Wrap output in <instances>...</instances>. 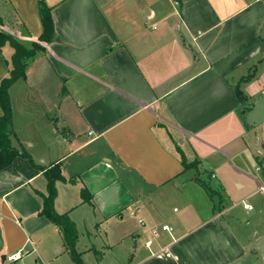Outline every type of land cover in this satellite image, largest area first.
Segmentation results:
<instances>
[{
	"label": "crops",
	"instance_id": "crops-1",
	"mask_svg": "<svg viewBox=\"0 0 264 264\" xmlns=\"http://www.w3.org/2000/svg\"><path fill=\"white\" fill-rule=\"evenodd\" d=\"M38 1L0 0V28L38 40ZM45 1L58 39L10 87L12 141L61 164L85 264H264V0ZM47 183L26 157L0 170V264H76Z\"/></svg>",
	"mask_w": 264,
	"mask_h": 264
},
{
	"label": "trees",
	"instance_id": "trees-1",
	"mask_svg": "<svg viewBox=\"0 0 264 264\" xmlns=\"http://www.w3.org/2000/svg\"><path fill=\"white\" fill-rule=\"evenodd\" d=\"M38 10L42 23V33L38 40L32 41L29 45L16 38L13 34L6 32L3 28H0V48L4 47L6 44H10L14 49L11 57L9 73L0 80V106L2 108V113H0V170L10 166L17 158L26 157L32 165L44 172L48 180L47 193L40 194L43 202L39 214L48 217L62 230L64 240L74 262L76 264H85L81 253L76 248L79 233L75 222L67 213H59L54 206L58 192L56 183L58 180L65 179L62 174L61 164L57 162L50 167L37 164L26 150L19 149L12 141L14 129L12 127L13 110L10 97V87L18 79L26 77L29 62L39 53L46 50L45 44L58 39L52 7L49 6L45 0H39ZM0 21H2L1 16ZM251 76L252 74H249L244 79H249ZM236 92L240 100L243 101L244 95L239 85L236 86ZM182 158L185 168L197 165L196 161L187 163L183 154ZM206 188L209 192H213L209 186H206ZM82 196L87 201L91 200V195L85 188L82 189Z\"/></svg>",
	"mask_w": 264,
	"mask_h": 264
},
{
	"label": "built area",
	"instance_id": "built-area-1",
	"mask_svg": "<svg viewBox=\"0 0 264 264\" xmlns=\"http://www.w3.org/2000/svg\"><path fill=\"white\" fill-rule=\"evenodd\" d=\"M212 177H215V175L213 174ZM248 207H250V206H248ZM142 222H143V220H142ZM164 228L167 229V230H172V227L167 225V224L164 225ZM24 256H25V251L23 249H21V250H18L16 252H14V253L6 255L5 256V261L6 262H14V261L20 260V261H22V264H25L24 261H23L24 260Z\"/></svg>",
	"mask_w": 264,
	"mask_h": 264
},
{
	"label": "rangeland",
	"instance_id": "rangeland-1",
	"mask_svg": "<svg viewBox=\"0 0 264 264\" xmlns=\"http://www.w3.org/2000/svg\"><path fill=\"white\" fill-rule=\"evenodd\" d=\"M60 131L61 132L58 133V134H63L62 130H60ZM65 134H67V133H65ZM104 257H105L106 264H111V260H112L111 253L108 252V251L105 252V256ZM85 259L87 260L88 264H97L95 255H86Z\"/></svg>",
	"mask_w": 264,
	"mask_h": 264
}]
</instances>
